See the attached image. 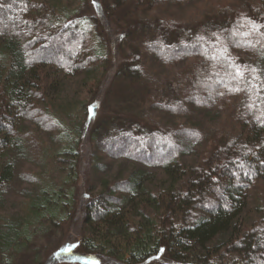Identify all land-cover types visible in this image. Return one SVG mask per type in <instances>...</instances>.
Returning a JSON list of instances; mask_svg holds the SVG:
<instances>
[{"label":"trees","instance_id":"16d2710c","mask_svg":"<svg viewBox=\"0 0 264 264\" xmlns=\"http://www.w3.org/2000/svg\"><path fill=\"white\" fill-rule=\"evenodd\" d=\"M189 1L91 0L89 5L88 0H0V197L13 178L9 145L19 141L23 151L27 148L21 131L13 130L16 121H37L40 114L49 121L53 118L35 108L42 95L31 91L29 76L36 78L39 67L51 66L71 76L98 75L96 83L101 86L106 72H99V67L105 68L109 47L97 31L100 19L107 23L113 16L123 37L136 43L134 54L126 53V63L118 71L125 80L141 81L139 55L166 66L190 62L183 75L159 86L154 82L157 89L147 95L148 105L180 115L190 105L215 109L234 100L230 105L238 133L214 140L208 155L193 167L177 162L199 138L193 131L147 130L134 124L100 137L105 155L159 167L169 184L162 193L140 199L135 207L138 221L121 216V209L141 190L136 175L125 182L105 183L96 196H86L80 218L83 235L69 254L60 255L67 260L63 264H264V214L251 224L238 222L246 208L245 193L264 180V0H215L203 22L187 26L153 27L138 21V13L158 4ZM61 2L75 7L70 10ZM253 24L260 26L259 32ZM248 42L254 47H246ZM212 55L215 60L209 58ZM233 65L243 78L235 77ZM249 82L259 87V93ZM39 123L49 131L59 129L57 122ZM77 143L68 139L52 154L66 166L64 185L73 186L77 180ZM43 187L32 203L35 207L28 210L39 212L38 219H69L74 189L63 193ZM6 232L1 235L5 248L24 237L27 229L9 225Z\"/></svg>","mask_w":264,"mask_h":264},{"label":"rangeland","instance_id":"374dc122","mask_svg":"<svg viewBox=\"0 0 264 264\" xmlns=\"http://www.w3.org/2000/svg\"><path fill=\"white\" fill-rule=\"evenodd\" d=\"M213 1L158 4L138 13L137 17L139 22L153 27L159 23L187 26L203 22L209 12V3ZM88 4L91 5V0H88ZM61 5L70 10L75 7L68 2H61ZM85 13L89 15V12ZM110 13L114 14L113 11ZM114 19L113 16L109 17L107 23L100 19L98 24L97 31L102 33L109 47L105 68L99 67V72H106L101 86L96 83L98 75L71 76L51 66L39 67L36 78L29 76L31 91L42 95V101H36L35 108L49 113L53 118L49 121L40 114L42 117L38 116L37 121L18 119L13 127L14 131H21L23 139L27 140V148L23 151L17 141L12 142L6 152L13 162V178L3 188L0 197V264H63L67 261L62 257L69 253L62 251L69 245L73 248L81 240L80 218L86 199L96 196L105 183L112 185L125 182L134 175L140 177L141 190L132 198L133 201L130 200L121 209V216L128 221L139 220L140 214L135 207L140 199H147L148 194L162 193L167 188L168 179L159 167L141 165L125 158L112 159L105 155L99 148L98 140L103 135L134 124L147 130L159 127L193 131L199 138L189 153L177 158L178 163L193 167L203 155L204 158L208 155L214 140L238 133L235 110L230 105L233 99L230 104L222 103L215 109L190 105L188 112L180 115L158 110L151 106L152 103L148 105L147 95L157 89V84L153 86L154 82L159 86L183 75L189 69L190 62L166 66L151 56L139 55L141 81L134 83L133 80L117 76L126 63V53L135 52L136 43L123 37L121 27ZM146 83H150L147 91L144 88ZM39 122L51 126L57 122L59 129L49 131L45 126L42 128ZM68 139L78 142L77 180L73 186L63 184L66 174L64 162L52 158V154ZM46 185L61 189L63 193L67 189H74L73 206L67 210L69 219L59 221L49 216L38 219L39 212L28 210V206L31 209L35 207L32 203ZM245 201L246 208L238 222L251 224L264 214V180H259L245 193ZM9 225L17 226L20 231L26 226L27 233L5 248L6 244L2 243L5 239L1 235L7 233Z\"/></svg>","mask_w":264,"mask_h":264},{"label":"snow or ice","instance_id":"6c2138e0","mask_svg":"<svg viewBox=\"0 0 264 264\" xmlns=\"http://www.w3.org/2000/svg\"><path fill=\"white\" fill-rule=\"evenodd\" d=\"M93 2L95 3V0H93ZM0 6H2V5H0ZM259 27H260V26H257V25H255V24L252 25L253 30H255V31H257V32H259ZM213 35L216 36L217 41L220 40V36H219L218 34L213 33ZM233 35H235V33H233ZM243 35H244V36H248V35H250V34H249V33H243ZM262 35H264V34H262ZM201 39H203V37H201ZM245 46H246V47H254V45H253L251 42H248ZM209 58L212 59V60H215V59H216V56H215V55H212V56L209 57ZM233 67H235V69H236V70H235V77L243 78V75H244V74H243V72L240 70V68H239L238 66H235V65H233ZM251 71H252L253 73H255V72H256V69L253 68V69H251ZM255 79H257V77H256V76H253V80H255ZM249 83L251 84V82H249ZM251 87H253V88H257V92L259 93L260 89H259V87H258L257 85H255V84H251ZM232 90H233V89L230 88V91H232ZM234 90H235V91H239L240 88H239V87H236ZM248 107L251 109V108L254 107V105L249 104ZM258 119H259V118H258ZM71 249H72V246L69 245L64 251L70 253V252H71ZM92 264H95V262H92Z\"/></svg>","mask_w":264,"mask_h":264}]
</instances>
